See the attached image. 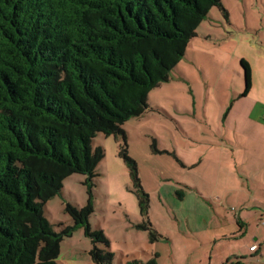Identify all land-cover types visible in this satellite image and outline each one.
Wrapping results in <instances>:
<instances>
[{
  "label": "trees",
  "instance_id": "trees-1",
  "mask_svg": "<svg viewBox=\"0 0 264 264\" xmlns=\"http://www.w3.org/2000/svg\"><path fill=\"white\" fill-rule=\"evenodd\" d=\"M212 7L227 17L221 0H0V264H55L62 234L43 206L70 174L96 175L98 132L123 135L120 155L146 212L121 125L146 112L148 92L168 79ZM240 65L246 95L250 68ZM67 208L75 224L91 211ZM138 228L150 241L161 236L149 220ZM91 234L108 243L101 230ZM90 255L96 264L113 257L96 246Z\"/></svg>",
  "mask_w": 264,
  "mask_h": 264
},
{
  "label": "rangeland",
  "instance_id": "rangeland-1",
  "mask_svg": "<svg viewBox=\"0 0 264 264\" xmlns=\"http://www.w3.org/2000/svg\"><path fill=\"white\" fill-rule=\"evenodd\" d=\"M221 4L227 17L218 7L209 10L168 79L148 92L146 112L121 125L148 195L146 212L140 210L138 187L120 155L123 135L98 132L91 146L101 147L104 155L96 175L70 174L43 206L45 218L62 234L55 264H96L90 255L94 246L113 254L111 264L130 259L219 264L230 251L227 242L213 244V235L235 232L238 226L233 220L246 207L237 204L239 192L228 191L238 189L234 175L219 168L213 155H224L223 160L232 153L247 158L258 153L259 141L264 140V131L255 123H264V0H221ZM241 60L250 68L247 96L241 95L245 86ZM220 137L225 138L223 143ZM228 138L235 142L233 150ZM185 155L211 157L199 169H187L177 161ZM243 167L237 166L239 184L245 180ZM259 171L249 176L252 183ZM160 182L158 197L154 189ZM185 184L204 195V206L194 203L188 193L181 197L177 190L185 191ZM68 206L77 210L90 206L91 211L84 223L75 224ZM208 215L211 222L200 230ZM144 219L161 235L157 240L150 241L148 231L138 228ZM97 230L108 243L94 240L91 233Z\"/></svg>",
  "mask_w": 264,
  "mask_h": 264
},
{
  "label": "crops",
  "instance_id": "crops-1",
  "mask_svg": "<svg viewBox=\"0 0 264 264\" xmlns=\"http://www.w3.org/2000/svg\"><path fill=\"white\" fill-rule=\"evenodd\" d=\"M195 36H197V34ZM250 90L251 88L245 96L250 93ZM255 123L264 131V123ZM221 135L223 136V134ZM223 137H220V143H223V139H225ZM227 140V142L231 145V150H233L235 142L230 138ZM254 143L256 142L254 141ZM259 144L258 153L248 156L247 158L238 159L236 156L234 157L232 153L231 155H228L229 157L226 155V159L223 160L224 155H213L219 168L223 166L225 167L227 173H229L232 177L234 175L235 184L238 189H228V191L233 192L232 194L239 192L238 195H236L239 208H248L240 210L235 220H233V222L238 226V229L235 232L229 234L224 233L219 236L213 235V244H217L218 242H227L231 246L230 251L226 256H224L219 264H264V140L261 141V143L259 141ZM219 150L222 153L224 149L220 148ZM207 153L208 151H205V154ZM208 156L211 157V155H185V158L179 156V159L176 160L181 164L182 168L199 169L202 162L206 160ZM238 165L241 167L244 166L241 170L245 173V180L243 184H239L240 181L236 178ZM255 170H260L258 173L260 177L255 179V182L252 183L249 176L252 175ZM160 184L161 182L158 183V187L154 189L158 197ZM185 187V191L182 189L177 190L182 193L181 197L184 198L186 193H188L194 203L199 204L200 206L204 204L203 202L206 198H204V195L200 193L197 188L187 184H185ZM224 199L226 198L223 197V200ZM220 202L221 200H219L216 204H220ZM249 213L251 214V217L249 216L251 220L248 218ZM206 219L207 220L202 222L201 226H199L200 230L206 229L207 226L202 224L211 222L212 216L208 215ZM211 239L212 238L208 237L207 241L210 242ZM253 244H256L257 247L254 250H250V246Z\"/></svg>",
  "mask_w": 264,
  "mask_h": 264
},
{
  "label": "built area",
  "instance_id": "built-area-1",
  "mask_svg": "<svg viewBox=\"0 0 264 264\" xmlns=\"http://www.w3.org/2000/svg\"><path fill=\"white\" fill-rule=\"evenodd\" d=\"M256 247H257V245L253 244V245L250 246V250H254V249H256Z\"/></svg>",
  "mask_w": 264,
  "mask_h": 264
}]
</instances>
